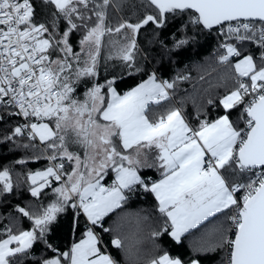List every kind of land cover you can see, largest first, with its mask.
Returning <instances> with one entry per match:
<instances>
[{
	"label": "snow or ice",
	"instance_id": "snow-or-ice-1",
	"mask_svg": "<svg viewBox=\"0 0 264 264\" xmlns=\"http://www.w3.org/2000/svg\"><path fill=\"white\" fill-rule=\"evenodd\" d=\"M170 25L174 49L214 34L215 62L231 81L195 122L181 107L150 115L151 105L171 99L176 80L190 78L149 71L140 37ZM135 74L140 82L119 91L118 81ZM13 120L0 143L43 145L48 166L25 182L37 201L51 197L0 214V264H31L37 245L45 255L35 264H120L110 247L138 255L142 240L129 246L121 225L104 226L138 191L154 197L157 216L149 224L147 215H128L136 231L148 224L154 252L164 236L179 244L210 218L227 222L196 255L164 251L148 264H203L220 250L227 264H264V0H0V124ZM39 159L0 165L6 210L19 186L13 167ZM65 216L73 240L62 248L55 233ZM23 218L30 227L20 226Z\"/></svg>",
	"mask_w": 264,
	"mask_h": 264
},
{
	"label": "trees",
	"instance_id": "trees-1",
	"mask_svg": "<svg viewBox=\"0 0 264 264\" xmlns=\"http://www.w3.org/2000/svg\"><path fill=\"white\" fill-rule=\"evenodd\" d=\"M139 0H137V3ZM127 3V0H124ZM129 9L125 8V12ZM175 29L170 25L169 28L161 30L159 37H153L152 29L149 27L145 30L140 37V41L143 47H147L150 52L149 71L157 70V75L164 80H175L177 76H188L187 80H176V87L172 91L174 99L168 101H162L160 105L150 106V115L156 117L166 112L170 107H181L192 122H195L197 112L203 109H208V98H215L217 94L222 93L227 87H231V81L226 79L227 73L221 66H218L215 62V51L217 42L214 38V34H203L198 37L196 43L186 46L183 49H174L172 47V41L174 36L172 33ZM163 39L166 43V47H162L159 40ZM111 71H118L113 69L109 65ZM204 79L201 80L200 77ZM139 74L134 76H124L122 80L118 81L119 91L124 92L129 88L135 86L141 80ZM146 78V77H143ZM82 94V93H81ZM211 115H215L214 110H210ZM15 124V120L11 122H4L0 124V134L12 127ZM36 149H24L14 148L9 143H0V165L13 166L14 161L25 156H40L39 160H29L26 165H15L13 167V178L15 182H18V187L14 189L12 194L8 195L7 210L4 204L0 203V214L7 215L16 204L22 206H33L39 204H46L51 197L49 192L48 197H43L41 201H37L31 197L27 191L28 185L25 182V174L29 171L42 170L48 166V161L44 158L46 153L43 152V148L37 143ZM146 176L153 179H159L160 173L155 171L146 170L143 172ZM108 182L111 179L108 178ZM156 201L151 194H145L142 191H138L132 195L127 205L122 209H118L116 213L111 214L110 218L106 219L105 227L121 225L122 232L129 236L127 243L129 246L135 244L136 239L143 241L141 252L138 255L127 257L126 253L116 249L110 251L120 261V264H148V261L154 254H162L167 251L172 256H181L188 259L196 255L195 249L201 243L212 239L213 230L220 224L227 225L223 215H218L216 218L210 219L206 223L202 224L197 229L189 232L181 240V243L177 244L172 241L170 237H162L158 243L160 250L154 252L151 241L149 239L150 228L148 224L142 226L141 230L136 231L135 219L129 213H140L142 216L147 215L151 219L149 224L153 222L157 216L155 211ZM7 222L6 220L4 221ZM30 221L23 218L20 222V226L23 228L30 227ZM135 233V234H134ZM104 239L110 240L109 234H103ZM73 237L68 233L67 229V217L62 219L61 227L55 233V242L62 248L70 244ZM135 248H133V252ZM45 255L43 251V245H37L35 250L31 253V264H35L41 256ZM203 264H227L226 251L220 250L215 253H210L206 256H202ZM25 264H29V260H25Z\"/></svg>",
	"mask_w": 264,
	"mask_h": 264
},
{
	"label": "crops",
	"instance_id": "crops-1",
	"mask_svg": "<svg viewBox=\"0 0 264 264\" xmlns=\"http://www.w3.org/2000/svg\"><path fill=\"white\" fill-rule=\"evenodd\" d=\"M119 90V89H118ZM150 162H151V158H150ZM146 170H149V171H155V173H159V171H157V169L156 168H144V169H142L141 171L142 172H144V171H146ZM210 219H212V218H210ZM206 223V222H205ZM200 227V226H199ZM197 229V228H196ZM193 230H195V229H192V230H190V232L191 231H193ZM188 233H186L185 234V236L187 235ZM183 238V237H182Z\"/></svg>",
	"mask_w": 264,
	"mask_h": 264
},
{
	"label": "built area",
	"instance_id": "built-area-1",
	"mask_svg": "<svg viewBox=\"0 0 264 264\" xmlns=\"http://www.w3.org/2000/svg\"><path fill=\"white\" fill-rule=\"evenodd\" d=\"M172 99H174V97H173V95H172V97H171ZM42 148H43V145H40ZM46 153V152H45ZM46 155H47V153H46Z\"/></svg>",
	"mask_w": 264,
	"mask_h": 264
},
{
	"label": "bare ground",
	"instance_id": "bare-ground-1",
	"mask_svg": "<svg viewBox=\"0 0 264 264\" xmlns=\"http://www.w3.org/2000/svg\"><path fill=\"white\" fill-rule=\"evenodd\" d=\"M37 143L39 144V142L37 141Z\"/></svg>",
	"mask_w": 264,
	"mask_h": 264
}]
</instances>
